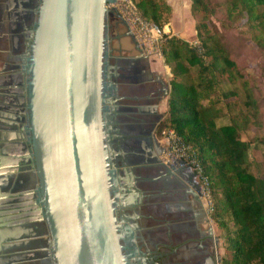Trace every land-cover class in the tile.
<instances>
[{
    "label": "water",
    "instance_id": "obj_1",
    "mask_svg": "<svg viewBox=\"0 0 264 264\" xmlns=\"http://www.w3.org/2000/svg\"><path fill=\"white\" fill-rule=\"evenodd\" d=\"M41 1L28 96L32 137L24 152L10 151V170L29 165L37 175V207L48 228L52 264H125L110 179L116 175L124 194L123 181L130 189L135 168L164 163L165 147L156 137L145 144L113 122L117 112L112 94L103 93V79L116 67L107 60L113 48L106 49L114 27L125 28L116 38L129 37L139 52L144 49L118 0ZM164 91L169 94V85ZM182 162L180 168L168 165L170 172L189 168ZM22 203L21 209H29ZM13 205L20 204L9 200ZM221 260L219 249L216 264Z\"/></svg>",
    "mask_w": 264,
    "mask_h": 264
},
{
    "label": "flooded vegetation",
    "instance_id": "obj_2",
    "mask_svg": "<svg viewBox=\"0 0 264 264\" xmlns=\"http://www.w3.org/2000/svg\"><path fill=\"white\" fill-rule=\"evenodd\" d=\"M41 5V0H0V264L54 263L48 228L37 207L40 191L35 186L36 173L29 165L22 167L34 175L33 184L24 188L26 176L20 175L10 187L8 177L14 179L15 175L7 172L8 150L24 152L32 137L28 96L32 41H38ZM106 32L111 35L109 29ZM110 47L113 55L108 60L116 67L110 69L108 79L117 83H104L103 93L112 94V106L117 112L112 120L125 134L137 135L149 144L155 137L158 139L162 118L153 102L164 93L163 80L155 78L154 87L150 86L144 77V64L120 67L113 60L122 57H115L111 43L106 49ZM121 87L131 90L123 92ZM134 100L145 104H128ZM109 105L104 103V108ZM9 138L14 142L9 143ZM135 170L130 187L134 196L125 207H120L116 175L110 179L125 264H216L218 236L197 179H189L183 170L171 173V168L160 162ZM25 199L29 209L24 211L20 206ZM9 200L20 204L9 206L16 208L10 214L6 212Z\"/></svg>",
    "mask_w": 264,
    "mask_h": 264
},
{
    "label": "trees",
    "instance_id": "obj_3",
    "mask_svg": "<svg viewBox=\"0 0 264 264\" xmlns=\"http://www.w3.org/2000/svg\"><path fill=\"white\" fill-rule=\"evenodd\" d=\"M214 1L191 0V11L202 14L196 23L200 47L174 33L165 35L162 52L172 77L161 128H174L197 150L211 179L212 218L224 248L221 264H264V173L253 171L252 140L241 133L242 122L248 124L261 113L264 99L251 96L244 68L211 18L212 8L222 6L226 13L222 23L226 27L241 23L264 58V0ZM134 2L148 20L161 26L171 20L168 0ZM240 79L247 91L245 112L237 111L233 102L239 90L228 87ZM228 115L229 122L219 124Z\"/></svg>",
    "mask_w": 264,
    "mask_h": 264
},
{
    "label": "rangeland",
    "instance_id": "obj_4",
    "mask_svg": "<svg viewBox=\"0 0 264 264\" xmlns=\"http://www.w3.org/2000/svg\"><path fill=\"white\" fill-rule=\"evenodd\" d=\"M216 1L217 0H215L214 2ZM117 5L118 7L119 6L121 7V9L120 7L119 9L121 10L122 13V8H123L122 1L121 0L118 1ZM212 10L213 13L211 14V18L213 22L215 23L216 27L225 35L226 42H228L231 48L233 49L234 55L238 63L242 68H244L246 75L244 78L248 81L249 89L251 90V96L254 97L257 96V98L259 99L261 98L264 99V58L261 55V51L259 47H257L255 41L250 37L249 33L245 30L244 26H242L241 23L232 27H226L222 23L226 19V13L224 8H222V6L219 5L216 8H212ZM172 13H171V18H172ZM192 14L195 20V28H196V23L198 20L202 18V14L201 13L194 14L193 12ZM123 29L125 28L121 26L120 30ZM169 33L172 32L169 31ZM122 40L123 42H125L124 39ZM163 40L161 42L162 45H163ZM187 40L193 46L200 47L201 42L197 35V29L195 36L190 37V39ZM125 45L126 44L124 43L123 46L125 47ZM160 47L162 46L160 45ZM152 57L159 61L160 63L159 68L162 69L165 79L170 81L172 77L171 66L166 62H164L165 61L164 56L163 55L161 56L158 52H154L152 53ZM242 80L243 79H240L239 82L235 84L230 83V85H228V87H232V88L235 87L239 90V97L233 101L237 104V111L239 112H241L242 110H244V112L248 111V108L243 104L244 100L246 99L247 91H245L242 85ZM261 103H262V105L260 106L261 113H259L257 116H254L253 118L251 117L250 121L252 122L248 124L242 122L241 124L242 126L241 133L243 138L245 139L249 138L252 140V148L250 150V153L252 159V169L255 173H264V100ZM167 110H168V106H167ZM166 113L164 114V116L166 115ZM218 122L219 124H224L226 122H229V115L228 117H222ZM168 128H172V127L166 126L164 128H161V123H160L158 139L164 138V134H162V131ZM212 224L215 227L216 235L221 236V231L218 228V226L215 224L213 218H212ZM219 249L222 254L224 248L221 240H220Z\"/></svg>",
    "mask_w": 264,
    "mask_h": 264
},
{
    "label": "crops",
    "instance_id": "obj_5",
    "mask_svg": "<svg viewBox=\"0 0 264 264\" xmlns=\"http://www.w3.org/2000/svg\"><path fill=\"white\" fill-rule=\"evenodd\" d=\"M168 1L170 2V4L173 7V13H172L171 21H169L166 24V26L170 29V32H172L178 36H181L185 39H190V37H194L196 34V28H195V20H194L192 11H191V0H168ZM124 31H125V29L120 30V27H114L113 33L116 35L119 33H123ZM122 39H124L125 42H123ZM124 43L128 46L125 45V47H124L123 46ZM111 44L116 50L115 51V57H120V58L122 57L125 59V61L122 60V58H121V60H119V58H116V60H113L115 62L117 61L119 63V66L121 65L122 67H125L124 64H127V66H129L128 64H131V63L138 64V65L144 64L145 65V70H144L145 76L144 77L148 78V83L150 86L154 87V81L156 78V79L163 80L165 88L167 87V85H169V88H170V81L165 79L164 74L162 72V69L159 68V64H160L159 61L157 59L153 58L152 55H148L144 52L143 53L139 52V50L134 46L133 42L131 41V38L125 37V36H123L121 39L114 38L112 40ZM108 62H110V61L108 60ZM107 72H108V74H107ZM109 73H110V70L109 71L106 70V73H104V79L103 80L104 81L108 80V81H105L104 83H106V85H109L110 81L112 83H114V82L117 83V81L113 82V80H109V79H111ZM121 88H122L121 90L123 92L124 91L127 92V90L128 91L131 90V89H128L125 87H121ZM165 88H164V90H165ZM106 90H107V88H106ZM106 93H109V92H106ZM134 93H135V95H139L138 94L139 92L137 90H134ZM168 96H169V94L165 96V91H164V93L158 97V100L153 102V105L157 108V111L159 112L160 116L161 115L164 116V114L166 113L167 106H168ZM122 103H125V101L123 100ZM128 104H131L132 106H137V105H142L145 103L141 100H138V101L134 100V101H129ZM146 104H150V103L146 102ZM114 131L115 130H113V133H114ZM8 142L13 143L14 141L12 138H9ZM20 150H22V149H20ZM11 155L12 154H10V152L8 150L7 156H8V159L10 161H11V159H10ZM10 167H11V165H8V171L7 172L11 175L14 174L15 177H14V179H12V177L11 178L8 177L9 184H10V181L17 182V180H19L23 175L27 177V179H24V182H25L24 188L33 184L34 175H33L32 170L27 169V168H22L23 166L14 167L17 169H14V170L11 169L10 170ZM135 171L136 170L134 169L133 174ZM192 172L193 171L190 168H186L183 170L182 174L188 176L189 179H193L195 181L196 177H195V175L194 176L192 175ZM20 175H21V177H20ZM18 177H20V178L16 179ZM126 183L127 182L123 181V184L125 185V187L123 188L124 194L121 195V193H120L121 190L119 188L120 187L119 184H117V188L119 189L118 193H120L118 195V197L120 199H123V202L125 205H128V204H130L131 199H133L134 194H133V191H131L128 188V185ZM22 202H28V201H26V199H25ZM0 244H1V235H0ZM0 249H2V248H0ZM25 250H27V249H25ZM8 264H10V263H8Z\"/></svg>",
    "mask_w": 264,
    "mask_h": 264
},
{
    "label": "built area",
    "instance_id": "obj_6",
    "mask_svg": "<svg viewBox=\"0 0 264 264\" xmlns=\"http://www.w3.org/2000/svg\"><path fill=\"white\" fill-rule=\"evenodd\" d=\"M118 1L116 5L118 4ZM121 1L123 5V16L132 27V30L134 31L140 44L143 46L145 53L152 55V53L158 52L162 56L163 52L160 45L162 46L161 42L165 35L169 33L170 29L166 25L161 26L154 21L146 19L140 13L134 0ZM162 134H164V138L159 139L165 147V151L161 155L164 163L167 165L174 164L178 168L184 165L182 160L188 164L189 168L195 173V177L200 186L202 201L208 212L210 220L212 221L214 197L211 179L205 171L197 150L185 142L182 136L179 135L174 128L164 129Z\"/></svg>",
    "mask_w": 264,
    "mask_h": 264
}]
</instances>
